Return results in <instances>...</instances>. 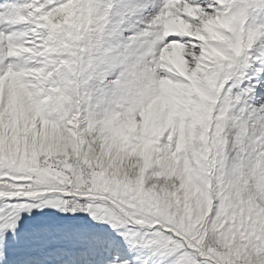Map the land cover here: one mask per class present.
<instances>
[{"label":"snow or ice","instance_id":"1","mask_svg":"<svg viewBox=\"0 0 264 264\" xmlns=\"http://www.w3.org/2000/svg\"><path fill=\"white\" fill-rule=\"evenodd\" d=\"M0 262L264 264V0H0Z\"/></svg>","mask_w":264,"mask_h":264},{"label":"rangeland","instance_id":"2","mask_svg":"<svg viewBox=\"0 0 264 264\" xmlns=\"http://www.w3.org/2000/svg\"><path fill=\"white\" fill-rule=\"evenodd\" d=\"M83 220L73 219V217L68 216L66 213H61L56 209H44L43 212L40 210H33L31 215L25 213L24 218L20 222L21 229H27L38 223H56V224H71V223H82ZM94 223V222H93ZM98 228H107L108 225H97ZM27 253L17 252L10 253V258L15 257L16 259H23ZM32 255H38L33 253ZM2 264V262H0Z\"/></svg>","mask_w":264,"mask_h":264},{"label":"built area","instance_id":"3","mask_svg":"<svg viewBox=\"0 0 264 264\" xmlns=\"http://www.w3.org/2000/svg\"><path fill=\"white\" fill-rule=\"evenodd\" d=\"M69 216L73 217L74 215L75 216H78V217H83V218H86L87 220H91V217L88 216L87 213H78V214H71V213H67ZM95 223V222H94Z\"/></svg>","mask_w":264,"mask_h":264}]
</instances>
